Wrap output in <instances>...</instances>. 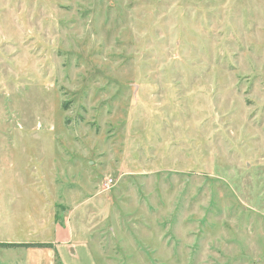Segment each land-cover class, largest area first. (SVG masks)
<instances>
[{
	"label": "rangeland",
	"instance_id": "obj_1",
	"mask_svg": "<svg viewBox=\"0 0 264 264\" xmlns=\"http://www.w3.org/2000/svg\"><path fill=\"white\" fill-rule=\"evenodd\" d=\"M1 196L0 264H264V0H0Z\"/></svg>",
	"mask_w": 264,
	"mask_h": 264
},
{
	"label": "crops",
	"instance_id": "obj_2",
	"mask_svg": "<svg viewBox=\"0 0 264 264\" xmlns=\"http://www.w3.org/2000/svg\"><path fill=\"white\" fill-rule=\"evenodd\" d=\"M2 200L3 199L1 196L0 201H2ZM10 200L12 203L11 208H9L7 206V203H5L4 206H2L0 203V211L3 214L1 216H7V218H8L7 220L10 219L11 223L13 224V218H9V212L11 210V214L12 215L14 214L12 212L14 199H10ZM5 221H4V223H5ZM3 227H4V233L6 235L5 236L6 238L4 241H0V245H7L8 247L0 248V250L3 249L4 251H13V250L19 249L18 247H14V246L20 245V243H19V241H15L13 239V230H12L13 227L6 228V229H5V226H3ZM56 231H58V229ZM44 244H50L51 246H53V249L59 255V261L61 264H96L90 250L84 245L75 244L70 235H65L64 240H60L57 237H54L50 241H44ZM39 253L40 254H38V255L44 256L45 259H43V257H41V260H38V259H36L37 258V252L28 251L26 254L27 258L25 257L26 258V264H54V262H53V259H54L53 250H40Z\"/></svg>",
	"mask_w": 264,
	"mask_h": 264
},
{
	"label": "trees",
	"instance_id": "obj_3",
	"mask_svg": "<svg viewBox=\"0 0 264 264\" xmlns=\"http://www.w3.org/2000/svg\"><path fill=\"white\" fill-rule=\"evenodd\" d=\"M8 247L7 245H0V248H5ZM14 247H26L25 245H18V246H14ZM33 248H52V246L50 244H43L42 246H33Z\"/></svg>",
	"mask_w": 264,
	"mask_h": 264
}]
</instances>
